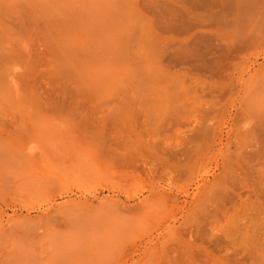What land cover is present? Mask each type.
<instances>
[{"label": "rangeland", "instance_id": "1", "mask_svg": "<svg viewBox=\"0 0 264 264\" xmlns=\"http://www.w3.org/2000/svg\"><path fill=\"white\" fill-rule=\"evenodd\" d=\"M0 264H264V0H0Z\"/></svg>", "mask_w": 264, "mask_h": 264}, {"label": "bare ground", "instance_id": "2", "mask_svg": "<svg viewBox=\"0 0 264 264\" xmlns=\"http://www.w3.org/2000/svg\"><path fill=\"white\" fill-rule=\"evenodd\" d=\"M218 64V63H217Z\"/></svg>", "mask_w": 264, "mask_h": 264}]
</instances>
